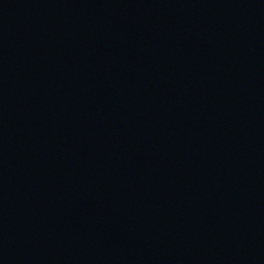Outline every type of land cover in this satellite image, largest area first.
Instances as JSON below:
<instances>
[{"label":"water","instance_id":"1","mask_svg":"<svg viewBox=\"0 0 264 264\" xmlns=\"http://www.w3.org/2000/svg\"><path fill=\"white\" fill-rule=\"evenodd\" d=\"M0 264H264V0H0Z\"/></svg>","mask_w":264,"mask_h":264}]
</instances>
